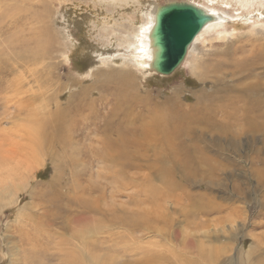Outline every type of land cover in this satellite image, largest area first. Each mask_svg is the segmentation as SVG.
I'll list each match as a JSON object with an SVG mask.
<instances>
[{"label":"rangeland","instance_id":"obj_1","mask_svg":"<svg viewBox=\"0 0 264 264\" xmlns=\"http://www.w3.org/2000/svg\"><path fill=\"white\" fill-rule=\"evenodd\" d=\"M184 1L226 19L210 25L178 68L162 76L140 63L142 30L155 6ZM263 43L264 0H0V162L8 151H18L19 159L5 189L10 195L0 192V264H59L56 252L72 236L71 227L60 228L64 214L74 198L85 197L107 215L120 216L135 198L140 208L162 212L157 236L144 229L132 237L157 241L155 250L165 256V264H264L260 133L251 140L249 133L238 137L244 128H230V138L220 142L208 128H198L197 135L205 136L200 145L208 146L215 169L206 163L198 169L178 162L171 167L165 159L161 163L149 141L127 147V157L117 163L102 155L101 133L107 128L115 139L119 129L120 136L138 138L158 104L176 96L192 104L197 91L209 86L200 76L211 57L241 60ZM235 78L228 79L238 83ZM131 94L136 99L128 105L124 97ZM131 111L144 122L120 123ZM166 172L174 182L171 188H177L169 194ZM86 188L96 191L83 196ZM192 200L210 201L213 207L186 216L181 210ZM93 222L92 240H105L95 246L119 252L126 229L107 217ZM95 248L93 255H106Z\"/></svg>","mask_w":264,"mask_h":264},{"label":"bare ground","instance_id":"obj_2","mask_svg":"<svg viewBox=\"0 0 264 264\" xmlns=\"http://www.w3.org/2000/svg\"><path fill=\"white\" fill-rule=\"evenodd\" d=\"M187 3L195 5L198 9H201L210 16V20L203 25L202 29L196 34L192 42L198 39V37L210 25L226 19L219 13L209 9L207 6H202L197 3L195 4L190 1H187ZM159 8V6H155L154 10L151 11L149 23L145 27V30H142L143 39L139 42L141 44V46H139L140 50L145 58V60L142 58L143 60L140 63L146 64L147 67H150V64H153L156 60L157 49L153 45L154 38L152 32L156 22V13ZM221 32H219V34ZM190 46L186 51L185 58ZM248 52L250 55L247 54L245 58L241 60L232 59L230 56L220 59H213L211 57V60H208V63L202 65L200 77L202 80H205L204 82L208 81L209 86L207 88L203 87L197 91L198 94L192 104H185L181 101L180 97L178 98L176 96L171 100L158 104L153 110H150L145 122L144 120H140V116L137 115V112H124L122 117L119 118L121 119L120 123L133 120V122H131L135 125L139 120L142 121V123L144 122L142 124L141 132L139 131L140 134L138 138H129L125 135L120 136L119 134L123 131L118 129L114 139L111 136L112 131L103 128V130H101V133L103 134L102 139L104 140L102 155L105 156V159L106 157L107 159L116 158L118 163V161L120 162L125 156L127 157V155L124 156L123 154L127 147L137 149L138 143L149 141L151 142V150L153 151L155 159L159 160L161 163H163V160L165 159L171 167L176 165L177 162L181 163V165L184 164L190 167L191 164H195L194 169H198L200 164L206 163L210 166L213 165L211 169H215L216 165L210 162V157L207 154V152H210L208 146L200 145L201 141L204 143V141L200 139L205 138V136L200 138L201 136L197 135L198 128H208L212 133L211 137L215 140L219 139L221 142L226 138H230V134H228L229 131H227L228 129L242 127L245 130L242 129L241 134H238L239 138L242 137V135L249 133L251 140H253L255 135L260 133L264 142V43L260 44L258 49L253 47ZM222 70H224L226 74L222 72ZM231 76L233 78L237 77L234 80L238 83L233 84V81L228 79L231 78ZM240 78L249 79V81L246 82L241 80L240 82ZM124 99L129 101L127 103L129 105L130 101L135 102L136 98L131 94V96L126 95ZM222 118H225V121ZM141 119L143 118L141 117ZM214 132H223L225 136L224 138L222 136H214ZM34 134H36V131ZM40 134H42V132ZM129 134L134 135V132L131 131ZM117 136L120 138H117ZM234 137L238 138L237 136ZM232 141L233 140H230V143H232ZM252 142L254 143V141ZM237 144V140H234L232 145ZM233 147L235 146H232V148ZM21 150L20 154L22 152ZM260 153H262V148L255 150L257 158H259L258 155ZM16 154L8 151L1 157V193H9L5 189L6 187H10L9 184H11L13 178L12 175L16 166L15 162L19 161V159L15 158ZM136 154L134 153L133 156ZM114 161L116 162V160ZM176 166H178V164ZM122 167L124 168V161L122 162ZM123 168L121 170H123ZM166 175L168 178H164L166 182L164 188L169 194L177 188H171L174 182H170L167 172ZM187 177L188 175L186 173V178ZM178 188H180V186ZM93 191H96V189L86 188L83 196H87L88 193H93ZM8 200L14 202V198L12 197ZM192 201L190 208H182L181 213H185L186 216H191L193 213L196 215L207 211L208 208L212 209L213 207L212 204L209 203L210 201H206L207 203H203L200 200ZM135 203H138L137 208L129 209L132 208ZM140 207L139 201L135 198L130 200L129 207L125 208L123 214L120 216L119 214H115V212L111 215H107L104 210L95 206L92 207L88 197L83 198L80 202H77L74 198V200L70 202L67 211L64 210L66 211V214H64L65 219L60 225V228L62 229H69L71 227L72 229L69 233L72 236L70 235L71 238L65 240L64 243L60 245L59 251L56 252L57 262L59 264H165V256L161 252L158 253L159 251L155 250L156 247L160 246H156L158 245L156 244L157 241H154V239L151 240V238L144 241L145 237L143 239L140 237H132L133 235L136 236L138 234H135L137 231H142L141 233H143L144 229L149 230L148 232L151 231L157 233L155 236L158 235V226L156 227V224L159 220L158 215L162 212L159 214L156 213V211L154 212L153 208ZM105 217L109 219V222L119 226V228L126 229L127 236H124V240L122 241V243L125 244L121 247L122 249H120L119 252H116V248L110 249V251L112 250L111 252H108L109 248H97L95 245L99 246L100 243H105V240L101 238L92 240L93 235L91 224L97 219L102 222ZM107 232L108 231L105 232V230L103 231V229L100 230V233ZM177 235L178 234H174V236ZM94 248V252L103 251L106 255H93L92 250ZM257 250L262 251L263 248L259 247ZM254 251L250 252V254L255 253ZM189 262V264H195L191 260ZM233 263L234 262L229 264Z\"/></svg>","mask_w":264,"mask_h":264},{"label":"water","instance_id":"obj_3","mask_svg":"<svg viewBox=\"0 0 264 264\" xmlns=\"http://www.w3.org/2000/svg\"><path fill=\"white\" fill-rule=\"evenodd\" d=\"M156 14L152 35L157 55L150 68L159 75L167 76L178 68L194 37L210 16L185 1L160 6Z\"/></svg>","mask_w":264,"mask_h":264}]
</instances>
